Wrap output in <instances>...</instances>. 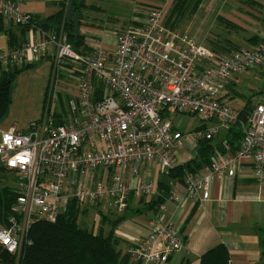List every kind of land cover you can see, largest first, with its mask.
I'll return each instance as SVG.
<instances>
[{"label":"built area","instance_id":"obj_1","mask_svg":"<svg viewBox=\"0 0 264 264\" xmlns=\"http://www.w3.org/2000/svg\"><path fill=\"white\" fill-rule=\"evenodd\" d=\"M22 2L0 0V20L17 27L32 24ZM164 18V12L152 9L141 25L115 35L113 50L80 54L64 34L54 33L0 51V63L8 68L50 57L47 107L56 114L61 94L68 96L69 103L67 122L57 124L55 115L46 110L26 132L12 128L0 139V169L17 179L13 214L8 225L0 227V233L10 232L15 242L14 251L0 243L9 253L19 257L31 243L28 232L33 219L55 222L70 203L80 210L97 206L125 212L132 195L157 192L150 181L138 186L126 183L128 168L136 176L140 164L154 163L168 175L181 165L178 153L187 137L196 144L213 141L242 124L223 95L238 76L264 70V41L218 55L188 35L166 36ZM171 112L197 115L214 126L186 136L174 126ZM248 113L238 149L232 152L225 140V153L204 172L187 174L185 195L173 193V202L184 206L190 200L208 201L213 183L234 178L245 159L252 161L255 179L264 184V105H251ZM9 134L12 140L5 143ZM25 152L30 154L27 163L10 166L9 161ZM183 248L180 230L161 213L149 236L126 254L132 263H166Z\"/></svg>","mask_w":264,"mask_h":264},{"label":"crops","instance_id":"obj_2","mask_svg":"<svg viewBox=\"0 0 264 264\" xmlns=\"http://www.w3.org/2000/svg\"><path fill=\"white\" fill-rule=\"evenodd\" d=\"M208 1L210 4L209 9L218 12L217 19H224L239 27L237 30L229 29L230 27L227 28V31L224 30L226 32L224 33L225 36L223 33H220L224 39L232 41L233 44L240 48L254 47L258 40L264 39V0ZM65 2L66 0H23L21 9L24 13L33 17V23L29 27H17L1 19L0 51L22 46L29 41H41L46 38L49 34V31L45 29L47 20L56 15ZM173 2L174 0H116L114 4L123 7L125 10L133 11L132 16L126 15L120 18L125 22L124 25L126 26V22L141 25L145 21L148 15L146 16L145 13L140 12L142 9L147 10V12L148 9H150L149 11L158 9L167 16L173 6ZM227 4L230 5L228 12L240 10L239 15L242 18L236 20L234 17H229L227 12L222 9ZM126 6L129 7L126 8ZM242 12H245L247 15H244ZM145 16L146 18H144ZM220 21L224 23V21ZM116 31H119V29L114 31L109 28L98 29L91 26L88 28L85 25L81 27L80 34L85 36L86 43L92 50H113L114 42L111 36L116 34ZM234 31L240 32L242 37L235 39L236 37H233L232 34ZM96 36H99V42L89 39L97 38ZM254 37H257L258 40H252ZM205 46L212 49L209 45ZM26 65H33L35 68H29L31 70L28 71L24 70L25 72L22 71L12 85L11 105L6 116L0 122V139L3 133L12 128L26 132L33 123H37L45 115V100L49 95V85L51 84L52 75L51 59L50 57H44ZM7 69L8 67L0 63V71ZM263 72L264 70L262 69L250 76L245 75L253 78L255 81L263 82V87L259 90L261 92L264 90V79L259 74ZM238 82L239 77L231 82L223 95V100L241 117L242 124L238 130L242 132L247 124H244L242 120L243 113L246 112L245 108L248 106L250 108L251 105H255L256 103L264 105V97L262 99H243L241 90H237ZM14 89L15 97L22 104L20 113L15 114L11 109ZM239 96L242 100L238 99ZM61 98L63 101H68L66 94H63ZM207 124H203L198 129H209L214 126V123ZM225 140L229 141L226 132H222L220 136L213 140L216 151L214 160L219 155L224 154L223 144ZM240 142L241 140L238 143L234 140L235 144L231 145L232 152L238 149ZM198 149L199 143L196 144L187 137L178 153L181 164H186L193 160L198 154ZM142 167V177H139V167L136 176H132V169L128 168L124 172V179L126 183L133 186H138L143 181H150L157 186L155 194L144 196L141 200V197L132 195L128 208L123 213L106 210L105 207H91V209L102 210L100 213L98 210H94L100 217L101 214L109 217L111 215V218L116 219L118 216L126 213L127 219L121 222L115 231L119 250L123 254L126 253L130 246L141 242L149 236L153 220L157 215L162 213L167 223L180 230L184 241V248L172 254L166 263L141 264H199L201 256L218 245H224L227 248L230 254V264H264V184L255 179L251 160H243L242 170L238 171L234 178L226 177L213 183L210 199L202 203L190 200L184 206L177 205L170 197L173 193L180 196L185 195V187L177 182H171L172 191L163 205H161L159 211L148 209L149 205L153 204L157 197L161 196V171L154 163H144ZM206 169H203L202 172ZM137 210H141L143 213L135 214ZM105 225L101 221V226L98 230L102 226L104 228ZM93 229L94 224H92L89 230L93 231Z\"/></svg>","mask_w":264,"mask_h":264},{"label":"trees","instance_id":"obj_3","mask_svg":"<svg viewBox=\"0 0 264 264\" xmlns=\"http://www.w3.org/2000/svg\"><path fill=\"white\" fill-rule=\"evenodd\" d=\"M199 1L174 0L173 6L166 17V22L171 25V30L177 28V23L183 17L189 14L193 15L196 12ZM194 4H196L195 8ZM82 8L83 5L74 4V11L77 13L76 20L64 21L63 14L58 12L47 20L45 29L49 31V34H59L61 25L65 23L63 25V34L67 43L76 52L89 54L93 50L86 45L85 36L80 34L83 26L81 23L83 16L80 13ZM220 20L224 21L228 28L230 27L229 29L237 30L239 28L224 19ZM31 25L28 24L23 27ZM252 40L257 41L258 38L254 37ZM261 41H264V39L258 40L256 44ZM210 45L212 50L218 55H228L240 49L232 41L224 39L221 35H218L215 41L210 42ZM13 48L17 47H11V49ZM32 67L33 65H25L22 68L14 66L0 71V122L6 116L11 105V88L15 79L22 71ZM261 75L264 79V72ZM249 110V106L245 108L246 112ZM240 126L241 124L238 123L228 134L231 145L235 144L234 140H236V143L242 140V132L238 130ZM215 156L216 151L213 141H201L198 154L193 160L179 165L171 170L168 175L161 172V196L157 197L156 201L149 205L148 210L156 209L159 211L161 205H163L172 191L171 182L184 185L187 174L201 173L203 169L210 167ZM0 174L14 176L6 169H0ZM17 196L18 193L11 187H5V189L0 191V227L8 225ZM140 213H143V211H135V214ZM80 214V208L75 203H70L55 222H47L38 218L33 219L28 232V240L31 243L24 246L19 259L0 245V264H141L140 262L132 263L130 255L123 254L119 250L118 239L115 237L116 228L127 219L126 213L116 219L111 218V215L109 217L101 214L103 225L109 223L110 229L107 232L102 226L97 233L79 225L78 218ZM199 264H230V254L224 245H218L204 253L200 258Z\"/></svg>","mask_w":264,"mask_h":264},{"label":"rangeland","instance_id":"obj_4","mask_svg":"<svg viewBox=\"0 0 264 264\" xmlns=\"http://www.w3.org/2000/svg\"><path fill=\"white\" fill-rule=\"evenodd\" d=\"M199 1V0H195ZM116 0H67L65 3L62 4L60 7V11L63 14L64 21H69V20H76L75 18L77 17V13L74 11V4H80L83 5V8L80 10V13L82 14L83 18L81 23L83 26H91L94 28H109L112 30H118L116 31V34H113L111 37H115V35H118L124 31H126L128 28L131 26H134L135 24H132L131 22H126V26L124 25V21L121 20V16H132L131 10H125L123 7L116 6L114 3ZM196 4H194V8ZM209 1L208 0H200L199 3H197V8L196 12L192 15H186L185 17L182 18V20L177 23V28L174 30H171V25L167 24L166 22V17L164 18V23H163V28L165 30L166 36H173V34H178V35H188L189 37L195 39L198 43L204 44V45H210V42L215 41V38L220 35V33H226L228 26L225 23H222L220 19H217V11L209 9ZM129 6H126V8ZM230 8V5L227 4L224 9L225 12H227V15L229 17H234L236 20L238 18H242L239 13V11H229L228 9ZM150 9L144 10L142 9L140 12H143L146 14V16L149 14ZM138 11V10H137ZM136 11V12H137ZM192 11V9H191ZM139 13V12H138ZM244 15H247L245 12H242ZM146 16L144 18H146ZM123 18V17H122ZM131 23V24H130ZM63 23L61 25V30L58 32L59 34L64 33L63 29ZM101 26V27H100ZM120 27V28H118ZM126 27V28H125ZM124 29V30H123ZM123 30V31H122ZM225 30V31H224ZM57 34V33H56ZM233 37H236L235 39H240L242 37V34L238 31H234ZM248 36V33H247ZM97 38H89L93 39L95 42H99V36H96ZM209 42V43H208ZM87 45V43H86ZM35 67L31 68L34 69ZM27 69L25 71L31 70ZM23 71V72H25ZM22 73V72H21ZM253 73L249 74H242L239 77V82L237 85V90H241L242 98L247 100L249 98L251 99H262L264 97V93L259 91L261 87H263V82H258L255 81L253 78H250L249 76ZM249 75V76H245ZM261 75V74H259ZM262 76V75H261ZM263 78V77H262ZM260 77V79H262ZM72 84L76 83V80H69ZM51 88L52 86L49 85ZM14 94H13V102H12V107L11 109L13 110L14 114L15 113H20L22 104L18 101V99L15 97V89H14ZM17 92V90H16ZM50 93V90H49ZM63 95V94H61ZM48 98V96H47ZM242 98L239 96L238 99L242 100ZM48 101L47 99L45 100V106H44V114L46 110L48 111V115H55V120L54 122L58 123H65L67 122L66 116L68 113L69 109V103L68 101H63V99L60 97V101L56 110V114L51 113V107H47ZM48 108V109H47ZM61 110V111H60ZM43 114V115H44ZM170 119L173 121L174 126L184 135L188 136L190 134H193L196 131H204L205 129H198L200 128L203 124H206L207 122L204 121V119L200 116L197 115H189V114H184V113H178V112H171L170 114ZM42 119V118H41ZM40 119V120H41ZM42 124V123H41ZM209 124V123H208ZM207 124V125H208ZM210 127V126H209ZM144 163L140 164L139 169H140V176L142 177V170H143V165ZM145 179V178H144ZM5 187H11L14 191H17V179L12 176V175H4L0 174V191L5 189ZM142 196L140 200L143 198ZM102 211L101 209H91V207H87L85 209L81 210V214L78 218V223L81 227L83 228H88L91 229L92 224H94V229L93 231L97 233L98 228L101 226V221L102 218L95 213V211ZM105 231L109 230V223L104 226ZM129 249V248H128ZM127 249V251H128ZM126 251V252H127ZM19 259V257H16Z\"/></svg>","mask_w":264,"mask_h":264},{"label":"clouds","instance_id":"obj_5","mask_svg":"<svg viewBox=\"0 0 264 264\" xmlns=\"http://www.w3.org/2000/svg\"><path fill=\"white\" fill-rule=\"evenodd\" d=\"M11 140L12 136L10 134L5 136V143H9ZM16 143L19 144L20 142L16 141ZM29 159L30 154L25 152L14 157L11 161H9V164L10 166H15L17 162L27 163ZM0 243H3L6 247H8L9 251H14L16 246L10 232L0 233Z\"/></svg>","mask_w":264,"mask_h":264},{"label":"water","instance_id":"obj_6","mask_svg":"<svg viewBox=\"0 0 264 264\" xmlns=\"http://www.w3.org/2000/svg\"><path fill=\"white\" fill-rule=\"evenodd\" d=\"M248 116H249V113L248 112L243 113L242 120H243V123L244 124L247 123Z\"/></svg>","mask_w":264,"mask_h":264}]
</instances>
